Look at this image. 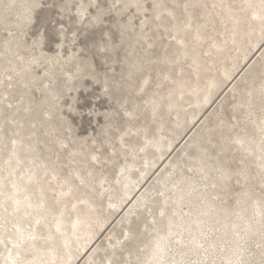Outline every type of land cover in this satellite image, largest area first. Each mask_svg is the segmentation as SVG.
I'll return each mask as SVG.
<instances>
[{"label": "rangeland", "instance_id": "374dc122", "mask_svg": "<svg viewBox=\"0 0 264 264\" xmlns=\"http://www.w3.org/2000/svg\"><path fill=\"white\" fill-rule=\"evenodd\" d=\"M0 264H264V0H0Z\"/></svg>", "mask_w": 264, "mask_h": 264}]
</instances>
